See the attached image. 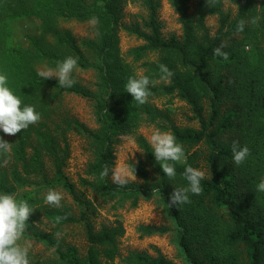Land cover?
Instances as JSON below:
<instances>
[{"label":"trees","instance_id":"trees-1","mask_svg":"<svg viewBox=\"0 0 264 264\" xmlns=\"http://www.w3.org/2000/svg\"><path fill=\"white\" fill-rule=\"evenodd\" d=\"M167 1L180 17L182 39H164L157 18L159 0H142L147 20L142 28L131 27L129 33L144 44L129 51L128 62L119 53L117 37L122 0H0V74L7 75V86L21 99L22 106H33L41 115L39 123L11 136L13 164L9 169L3 167L6 154H0V194L16 198L20 194L22 198L17 200L27 201L35 210L31 220L41 211L56 228L78 225L88 244L86 254L80 256L75 247L62 249L51 235L31 233L57 256L55 262L36 264H114L119 255L118 239L124 235L120 225L95 229L97 207L65 175L68 133L88 140L93 147L94 161L88 171L92 180L80 179L78 185L104 199H115L118 204L130 201L133 208L141 196H160L177 228L178 244L188 264H264V192L256 189L264 179V0H228L237 6L232 21L229 13L224 16L221 12V0H215L210 7L206 0H198L192 17L187 15L189 0ZM93 16L99 18L95 41L80 45L69 31L60 28L61 22H87ZM207 16L219 18V29L212 38L204 25ZM27 17L40 21L41 36L30 38L24 48L15 40L13 24ZM257 17V24L249 22ZM241 19L246 21L245 28L237 32ZM220 44L225 45L228 60L214 55ZM151 55L155 61H144ZM69 56L78 57L77 69L97 72V95L74 76L76 83L71 88L60 87L55 78L43 80L38 76L41 66L55 68L57 62ZM138 62L144 69L141 75L134 68ZM161 64L174 73L170 82L161 81ZM140 76L152 81L153 94L144 105H138L125 88L130 77ZM67 95L94 101L97 129L61 117V104ZM173 96L190 107L191 119L199 123L197 129L180 128L170 121L161 127L175 135L187 157L186 163L176 165V178L164 176L151 145L138 135L136 143L144 160L131 165L143 184L120 187L109 176L102 179L104 166L108 165L109 175L113 166L115 138L134 136L143 123L157 122L162 115L152 100ZM204 99L209 101L207 118ZM223 102L227 104L224 110ZM243 120L252 128L238 141L251 152L242 164L246 168L254 166L247 178L233 163V141L224 140L225 134L240 127ZM187 166L206 170L201 181L203 192L189 194L188 204L168 208L173 189L187 186L182 175ZM150 170L155 174L152 187ZM55 188L70 196L78 215L68 205L52 208L42 203L44 199L38 193ZM27 223L31 231V221ZM144 230L147 235L157 232ZM165 232L166 229L158 230L159 234ZM125 262L174 264L162 255L143 253H130Z\"/></svg>","mask_w":264,"mask_h":264},{"label":"rangeland","instance_id":"rangeland-1","mask_svg":"<svg viewBox=\"0 0 264 264\" xmlns=\"http://www.w3.org/2000/svg\"><path fill=\"white\" fill-rule=\"evenodd\" d=\"M89 1V0H88ZM198 0H189L187 4V15L195 16V10ZM142 0H122L120 5V19L117 26L119 53L130 62L128 57L130 50L143 45V41L137 39L129 33V29L135 25L142 28V24L147 20V13L141 5ZM221 12L223 15L230 14L232 21L237 15V8L228 0H221ZM158 22L161 28V34L164 39L174 37L181 40L183 37V27L180 22L179 15L169 5L167 0H159V8L157 12ZM206 33L212 38L217 33L220 23L218 16H207L204 19ZM60 28L69 31L75 41L81 43L85 41H95L97 39L96 26L93 27L87 22L68 21L61 22ZM16 42L20 43L24 48L29 45L30 38H39L41 36L40 21L27 17L13 24ZM200 35V34H199ZM238 36V35H236ZM2 43V42H1ZM250 47H248L249 49ZM247 49V48H246ZM90 61L95 62L92 55H88ZM153 55L147 57L144 61H155ZM142 62L134 64V68L138 74H142L144 69L141 67ZM45 65L39 69L42 70ZM217 71H219L217 69ZM73 76L78 79L80 84L87 88L93 94H98L97 88L98 74L94 70H74ZM152 104L160 111L162 117L155 123H143L134 136H118L115 138L113 148V166L110 170L109 180L113 182L112 175L114 173L123 174L126 166L143 161L144 156L136 143V136L140 135L149 143L152 133L159 129L164 132L162 126H167L168 121L180 128L199 127L196 120H192L193 114L190 107L178 97H161L152 100ZM203 107L205 109L204 116H209V101L204 99ZM227 107L223 102L222 109ZM61 117H68L75 120L90 129H97L98 124L95 115L94 101L87 100L74 95H67L63 98L61 104ZM252 128H248L247 123L243 120L241 126H237L234 131L227 132L224 136L225 141H242V136ZM0 137L11 144V136L5 135L0 131ZM245 137V136H244ZM67 140L69 143V158L64 169L65 175L77 185L78 191L84 198L91 200L97 207V215L94 218V227L99 230L101 226L120 225L124 229V235L118 239L119 255L114 260V264H126L125 260L130 253H143L152 257L162 255L174 264H188L185 256L178 244V232L175 224L169 216L163 199L158 195L141 196L136 207H131V202L126 201L123 204L116 203L115 199H104L101 195L92 192L90 189L78 185L80 179L92 180L88 174L89 167L94 161L93 147L91 143L74 134L68 133ZM150 144V143H149ZM11 152V151H10ZM6 154L7 163L3 167L9 169L13 164L11 154ZM49 165L48 159H45ZM245 163V162H244ZM243 163V164H244ZM254 167V166H253ZM253 167L246 168L240 165L243 170V178L249 177ZM238 168V166H237ZM205 173L206 170L201 168ZM155 174L150 170V186L154 185ZM128 184L142 185L143 181L136 177V181L130 180ZM49 190H55L63 195L61 205H68L72 208L75 215H78V207L74 204L70 196L62 189H46L38 193L39 198L45 197ZM22 198L21 195L17 199ZM61 206V207H62ZM48 207L57 208L48 205ZM60 208V207H59ZM31 231L26 229L20 244L28 247V257L30 264L50 263L57 261L55 253L44 243L38 241L31 233H41L43 235H51L56 242L60 244L62 249L67 246L75 247L80 256L86 254L88 244L85 241L84 234L78 225L62 226L56 228L50 224L41 211L37 213V217L31 220ZM151 228L157 230L155 234L147 235L144 229ZM166 229L165 233L159 234L158 230ZM59 234V235H57Z\"/></svg>","mask_w":264,"mask_h":264},{"label":"clouds","instance_id":"clouds-1","mask_svg":"<svg viewBox=\"0 0 264 264\" xmlns=\"http://www.w3.org/2000/svg\"><path fill=\"white\" fill-rule=\"evenodd\" d=\"M210 7L215 0H206ZM235 5V4H234ZM237 8V6L235 5ZM257 18H252L249 22L257 24ZM89 25L95 27L99 23L98 17H91ZM246 21L241 19L237 25V32H243ZM224 44H220L214 49V55L228 60L229 55L223 51ZM78 57H66L63 61L57 62L55 68L45 66L38 72V76L43 80L55 78L62 88H71L76 81L73 79V72L77 70ZM160 79L164 82H170L174 75L169 68L161 64ZM152 81L147 76L140 78L130 77L125 85L126 92L130 94L138 105H144L153 94L151 91ZM8 77L6 74H0V131L7 136H16L18 133L29 128V126L39 123L41 115L33 106H22L21 99L13 93L7 86ZM149 143L152 147V154L156 163L159 165L164 176L169 180H174L177 175L176 165L186 163L187 157L183 146L176 141V137L170 131L155 130L150 136ZM13 144L8 143L0 137V154H7L11 151ZM233 163L237 166L242 165L251 155L250 149L245 145L241 146L238 141H233L231 145ZM7 161H4L6 164ZM2 166V165H0ZM183 178L187 181L186 187L173 189L168 208L190 203L189 194L200 195L203 192L201 181L205 178V173L200 169L187 166L183 170ZM102 179L109 176V167L105 165L100 173ZM112 180L120 187L126 186L130 180L136 181L134 166H126L123 174L114 173ZM257 191L264 192V179L256 186ZM157 191H159L157 189ZM63 199L62 193L49 190L45 197V203L61 207ZM35 210L30 207L27 201L17 200L12 194H0V264H30L28 257V247L22 246L24 233L28 227L27 221ZM57 219H60L59 217ZM59 235V234H57Z\"/></svg>","mask_w":264,"mask_h":264}]
</instances>
